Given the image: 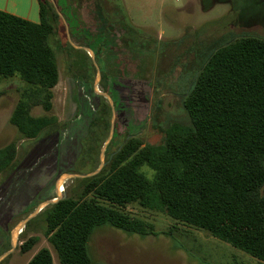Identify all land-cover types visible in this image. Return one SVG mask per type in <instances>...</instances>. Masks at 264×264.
<instances>
[{"label":"trees","instance_id":"obj_1","mask_svg":"<svg viewBox=\"0 0 264 264\" xmlns=\"http://www.w3.org/2000/svg\"><path fill=\"white\" fill-rule=\"evenodd\" d=\"M95 1L101 22L97 32L81 28L65 0L55 3L70 36L94 51L103 76L99 53L102 47L111 51V38L100 2ZM38 2L37 23L0 10V76H18L26 83L8 118L19 139L59 128L54 116L30 112L33 104L46 111L52 107L51 89L59 80L52 37L61 35L75 56L80 80L90 83L95 76L88 53L68 42L51 1ZM126 27L132 36L142 33L133 24ZM196 45L197 74L182 99L187 121L168 127L158 144L144 143L138 136L125 138L97 174L75 178V184L80 182L74 191L38 213L44 214L45 234L59 264H106L92 258L88 245L94 229L102 225L143 236L154 233L152 224L127 210L128 205L162 211L175 223L206 231L264 262V37L221 36L197 40ZM95 96L99 101L92 113L79 105L82 118L72 135L78 143H64L82 148L88 144L81 151H88L90 170L98 165L111 112L106 98ZM15 149V141L0 148V171L3 161L14 159ZM32 244L25 240L20 250ZM25 264H54L52 252L42 246Z\"/></svg>","mask_w":264,"mask_h":264},{"label":"rangeland","instance_id":"obj_2","mask_svg":"<svg viewBox=\"0 0 264 264\" xmlns=\"http://www.w3.org/2000/svg\"><path fill=\"white\" fill-rule=\"evenodd\" d=\"M65 2L69 10L78 15L81 28L97 32L101 22L96 15L95 0ZM98 2L111 38V51L102 47L99 53L104 75L98 89L111 95L115 107L114 134L106 148L105 159L125 138L138 136L144 143L158 144L163 141L168 127L187 121L182 99L197 74V40L211 41L221 36L233 40L243 34L264 37V0ZM129 24L140 28L142 33L130 35L125 30ZM60 36L56 34L51 38L59 71V80L51 89L52 107L46 111L41 104H33L30 111L33 116H54L58 130L46 128L35 138L19 139L16 127L9 120L0 125V146L11 141L16 144L14 159L3 161L0 171V254L6 250L12 227L40 201L55 195L54 181L59 174L72 169L84 173L93 166L88 151H81L88 144L83 148L79 144L76 147L72 143L64 144L69 140L77 142L72 135L77 132L82 118L78 114L80 103L88 106L90 114L99 100L92 88L93 78L90 83L80 80L76 65L79 63L73 62L75 56ZM71 38L76 44L87 46ZM3 80L9 85L3 103L10 114L26 83L18 76ZM74 179L63 183L65 192L77 188L80 180L75 184ZM126 209L150 222L154 233L143 236L109 225L99 226L88 243L95 261L106 264H264L206 231L175 223L162 211L137 205H128ZM20 233L15 249L0 264H25L42 246L51 250L54 264H59L45 234L44 214L32 217L23 235ZM25 240L33 244L22 252L19 246Z\"/></svg>","mask_w":264,"mask_h":264},{"label":"water","instance_id":"obj_3","mask_svg":"<svg viewBox=\"0 0 264 264\" xmlns=\"http://www.w3.org/2000/svg\"><path fill=\"white\" fill-rule=\"evenodd\" d=\"M50 1H51L53 7L55 8L57 14L60 16V18L64 24L65 34H66L67 40L70 43V45L73 46L74 48L85 50L92 60V63H93L94 68H95V76H94L93 83H92L93 91L96 94L101 95L104 98H106V100L110 106V109H111L109 130H108L107 137L105 138V140L103 141V143L101 144L100 149H99V155H98L99 162H98L97 167L94 168L93 170H90V171L84 172V173L65 171V172H62L61 174H59L54 181V193H55V195L52 198H47L45 200L40 201L30 213H28L26 216H24L21 220H19L12 227V229L10 230V233H9V248L0 254V262L11 251H13L15 249L16 243L18 240V235L22 231V229L24 228L26 223L32 217H34L36 214H38L47 205L53 204V203L57 202L58 200H60L66 196V192L64 190H61V191L59 190V187L61 184H63L67 179L84 178V177L93 176V175L97 174L102 169V167L105 165L106 148H107L108 144L110 143V141L113 137V134H114V122H115L114 102H113V98L111 97V95L107 91H101L98 89L99 81L101 79L102 74H101L100 66L95 59V53L89 46L79 45V44H76L75 42H73V40L70 36L68 23H67L65 17L63 16V14L58 9L55 1L54 0H50Z\"/></svg>","mask_w":264,"mask_h":264},{"label":"crops","instance_id":"obj_4","mask_svg":"<svg viewBox=\"0 0 264 264\" xmlns=\"http://www.w3.org/2000/svg\"><path fill=\"white\" fill-rule=\"evenodd\" d=\"M0 10L36 23L39 22L40 19L38 0H0ZM3 78V76H0V125L4 120L8 122L10 115L7 113V108L3 103L6 101V92L9 86L5 85ZM0 133H2L1 129ZM42 147L43 146L40 148L42 149ZM48 149L49 148H47V150Z\"/></svg>","mask_w":264,"mask_h":264},{"label":"bare ground","instance_id":"obj_5","mask_svg":"<svg viewBox=\"0 0 264 264\" xmlns=\"http://www.w3.org/2000/svg\"><path fill=\"white\" fill-rule=\"evenodd\" d=\"M63 189H64V186H63V184H61L60 187H59V190L61 191Z\"/></svg>","mask_w":264,"mask_h":264}]
</instances>
